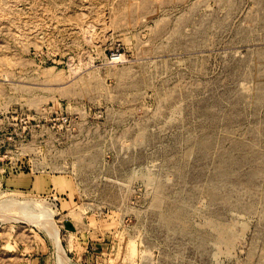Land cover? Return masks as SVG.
I'll list each match as a JSON object with an SVG mask.
<instances>
[{
  "label": "rangeland",
  "instance_id": "1",
  "mask_svg": "<svg viewBox=\"0 0 264 264\" xmlns=\"http://www.w3.org/2000/svg\"><path fill=\"white\" fill-rule=\"evenodd\" d=\"M42 255L264 264V0H0V264Z\"/></svg>",
  "mask_w": 264,
  "mask_h": 264
},
{
  "label": "crops",
  "instance_id": "2",
  "mask_svg": "<svg viewBox=\"0 0 264 264\" xmlns=\"http://www.w3.org/2000/svg\"><path fill=\"white\" fill-rule=\"evenodd\" d=\"M43 263V264H47L46 262V259L44 258V256H28V257H24L23 256V259L18 263V264H40Z\"/></svg>",
  "mask_w": 264,
  "mask_h": 264
},
{
  "label": "bare ground",
  "instance_id": "3",
  "mask_svg": "<svg viewBox=\"0 0 264 264\" xmlns=\"http://www.w3.org/2000/svg\"><path fill=\"white\" fill-rule=\"evenodd\" d=\"M42 218H43V217H42ZM44 218H45V217H44ZM44 218H43V219H44ZM48 219H49V218H48ZM48 219H47V220H48ZM45 221H46V220H45ZM45 223H46V222H45ZM45 223H43V224H45ZM45 225H46V224H45ZM222 237H223V236H222ZM224 240H225V239H224ZM222 242H223V241H222ZM226 244L228 245L227 242H226ZM60 262H62V261H60ZM60 262H59V263H60ZM60 264H61V263H60Z\"/></svg>",
  "mask_w": 264,
  "mask_h": 264
}]
</instances>
